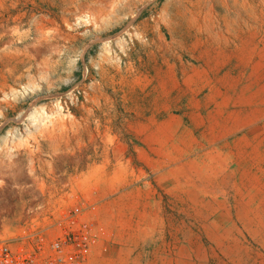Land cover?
<instances>
[{
  "label": "rangeland",
  "instance_id": "rangeland-1",
  "mask_svg": "<svg viewBox=\"0 0 264 264\" xmlns=\"http://www.w3.org/2000/svg\"><path fill=\"white\" fill-rule=\"evenodd\" d=\"M77 196L85 264H264V0H0V234Z\"/></svg>",
  "mask_w": 264,
  "mask_h": 264
},
{
  "label": "built area",
  "instance_id": "built-area-1",
  "mask_svg": "<svg viewBox=\"0 0 264 264\" xmlns=\"http://www.w3.org/2000/svg\"><path fill=\"white\" fill-rule=\"evenodd\" d=\"M89 208L77 196L70 209L0 234V264H85L96 242V220Z\"/></svg>",
  "mask_w": 264,
  "mask_h": 264
},
{
  "label": "water",
  "instance_id": "water-1",
  "mask_svg": "<svg viewBox=\"0 0 264 264\" xmlns=\"http://www.w3.org/2000/svg\"><path fill=\"white\" fill-rule=\"evenodd\" d=\"M134 21H135V19H133V20L127 25V27L130 26L132 23H134ZM110 38H111V37H110ZM107 39H109V38H107ZM103 40H105V39H99V41H103Z\"/></svg>",
  "mask_w": 264,
  "mask_h": 264
}]
</instances>
